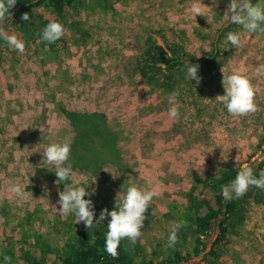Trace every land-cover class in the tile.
<instances>
[{"label": "rangeland", "instance_id": "rangeland-1", "mask_svg": "<svg viewBox=\"0 0 264 264\" xmlns=\"http://www.w3.org/2000/svg\"><path fill=\"white\" fill-rule=\"evenodd\" d=\"M229 2L201 0L203 15L195 16L194 0H128L114 8L108 0H84L78 13L90 34L86 42L69 24L57 41H42L41 20L57 21L45 8L31 11L29 21L19 18L18 25L4 31L21 38L25 49L19 53L0 39V256L4 246L23 236L38 233L61 242L83 224L71 213L58 212L63 183L50 179L53 168L42 163V150L37 151L65 138L72 144L74 130L62 107L105 114L117 138L113 146L126 166L124 172L109 163L98 170H74L93 193L94 218L107 192L115 198L130 183L148 188L159 184L160 194L150 202L137 239L150 255L175 247L167 246L168 234L176 221L187 224L182 197L197 177L264 157L257 147L264 126V75L252 71L264 64V33H248L228 23L224 14ZM251 2L264 6V0ZM21 23L29 28L20 29ZM221 23L230 26L218 41L224 66L218 75H202L198 85L192 81L184 100L178 98L180 117L172 120L167 115L171 92L150 86L134 72L136 56L143 53L150 31L183 42L201 56L211 44L199 34L207 35ZM228 31L240 32L241 48L226 41ZM237 70L249 76L256 90V111L245 116L230 115L218 97L224 94L223 73ZM13 181L23 184L26 199L6 191ZM261 191L243 205V220H231L219 264H264Z\"/></svg>", "mask_w": 264, "mask_h": 264}, {"label": "trees", "instance_id": "trees-1", "mask_svg": "<svg viewBox=\"0 0 264 264\" xmlns=\"http://www.w3.org/2000/svg\"><path fill=\"white\" fill-rule=\"evenodd\" d=\"M83 1L16 0L14 7L10 9L8 21H0V25L3 31H6L18 25L16 21L23 13L45 8L53 12L63 26H72L80 41L86 42L90 34L84 29L78 13V7ZM127 1L108 0L107 5L114 8L117 3L123 4ZM48 22L49 20H41V30ZM27 28L28 25L20 24V29ZM229 28L230 26L226 27L225 23H221L207 35L200 33V38L211 44V50L201 56L191 53L183 42H171L162 32L150 31L143 53L136 56L134 72L145 77L150 86L168 92L177 90L180 93L178 98L183 101L187 87H193L192 81L185 79V61L198 64L200 76L218 75L224 66L223 51L219 48L218 41L220 33ZM62 111L74 130L70 155L74 170H98L104 163L115 165L123 172L126 170L119 151L113 146L117 143V138L105 114L81 113L64 107ZM257 147L264 152V126ZM247 164L253 166L254 174L258 175L259 171L264 169V157L253 162L248 161ZM240 167L224 169L216 175L202 174L185 190L182 202L186 206L183 216L187 224L179 229L183 238L178 236L175 247L170 248L168 252L154 251L151 255L143 253L139 241L133 244L125 238L120 242L117 256H110L104 250L108 220L106 218L95 224L92 229H86L82 224L78 231L61 242L38 233L23 236L20 240L11 241L4 246L0 259L7 255L10 257L9 264H219V250L227 241L231 220L234 217L243 220V205L248 203L247 200L253 195H262V189L250 186L239 198L229 201L223 199L221 185L232 180ZM49 177L57 178L55 173L51 172ZM114 200V196L109 192L102 195V203L97 210L98 216L103 208L111 210ZM199 258L201 260L197 261Z\"/></svg>", "mask_w": 264, "mask_h": 264}, {"label": "clouds", "instance_id": "clouds-1", "mask_svg": "<svg viewBox=\"0 0 264 264\" xmlns=\"http://www.w3.org/2000/svg\"><path fill=\"white\" fill-rule=\"evenodd\" d=\"M15 3L16 0H0V21H8L10 9L14 7ZM199 4H202L201 0H194L191 11L195 16L197 14L203 15ZM224 15L228 17V23L239 25L248 33H264V6L257 2L230 0ZM21 19L29 21L28 13H23ZM63 34V24L56 20H49L40 32V39L47 43H53L60 39ZM0 39L4 40L9 48H13L19 53L24 52V41L18 38L16 34H5L2 25H0ZM225 39L232 48L239 49L243 46L239 31H228ZM198 69V64L185 61L183 69L185 79L195 81V84L198 85L202 79L198 74ZM252 71L257 76L264 75V64H257ZM222 85L224 94L218 97L230 115L245 116L256 111L257 106L254 100L256 90L249 76L241 74L238 70L228 74L223 73ZM179 95L177 90H173L168 95L170 106L167 115L172 120L180 117L177 106ZM41 150L42 163L45 166H52V172L57 177L55 182H63V190L58 191L59 199L56 202L60 205L58 212L62 215L71 213L75 222H82L86 229H92L95 224H99L108 218L104 250L112 257L117 256V249L122 239L126 238L135 244L138 237L141 236L145 212L153 198L160 194L159 184H153L150 188L138 186L135 183L128 184L123 193L119 192L115 197L114 207L111 210L108 208L101 209L94 222L95 207L90 198L93 193L76 178L70 159L71 141L65 138L61 141L50 142L37 151ZM250 186L264 190V169H261L257 175L254 174L253 166L245 164L240 167L232 180L221 185V195L225 201L239 198L248 191ZM6 191L15 198L26 199L25 187L20 182L13 181L8 185ZM85 197L89 198L86 199ZM54 208L56 209L55 206ZM184 224L185 221L183 220L175 222V226L168 234V247L175 246L178 240L177 233ZM9 261L10 257L5 255L0 259V264H9Z\"/></svg>", "mask_w": 264, "mask_h": 264}]
</instances>
